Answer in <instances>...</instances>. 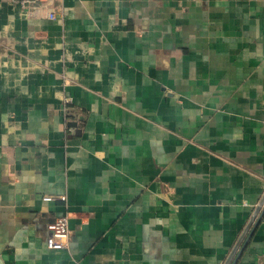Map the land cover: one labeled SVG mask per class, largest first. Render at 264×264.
Returning <instances> with one entry per match:
<instances>
[{
	"label": "crops",
	"instance_id": "0c3cea01",
	"mask_svg": "<svg viewBox=\"0 0 264 264\" xmlns=\"http://www.w3.org/2000/svg\"><path fill=\"white\" fill-rule=\"evenodd\" d=\"M263 195L264 0H0V264H224Z\"/></svg>",
	"mask_w": 264,
	"mask_h": 264
},
{
	"label": "built area",
	"instance_id": "2783aa9c",
	"mask_svg": "<svg viewBox=\"0 0 264 264\" xmlns=\"http://www.w3.org/2000/svg\"><path fill=\"white\" fill-rule=\"evenodd\" d=\"M17 3L26 15L37 19H55L62 10V0H10ZM63 198V197H61ZM46 245L49 249L60 250L68 247L70 229L68 216L57 217L48 225Z\"/></svg>",
	"mask_w": 264,
	"mask_h": 264
},
{
	"label": "water",
	"instance_id": "95a60500",
	"mask_svg": "<svg viewBox=\"0 0 264 264\" xmlns=\"http://www.w3.org/2000/svg\"><path fill=\"white\" fill-rule=\"evenodd\" d=\"M70 124L74 125V123H70ZM262 213H264V195L261 198V200L259 201L258 205L256 206L252 216L250 217V220L248 221L245 229L241 233L240 237L238 238L237 242L235 243L230 255L227 257L224 264H230V263L233 264V262L235 260L234 256H235L237 250L239 249V247L241 246L242 240L246 239L250 236V234L252 232V229L250 230V228H251L253 222L255 221V219L257 221L259 219V217L262 215ZM256 221H255V223H256ZM233 258H234V260H233V262H231Z\"/></svg>",
	"mask_w": 264,
	"mask_h": 264
}]
</instances>
